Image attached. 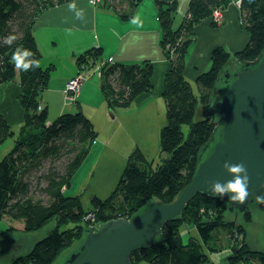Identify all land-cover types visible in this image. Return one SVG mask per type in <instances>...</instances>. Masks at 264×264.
<instances>
[{
    "label": "trees",
    "instance_id": "obj_1",
    "mask_svg": "<svg viewBox=\"0 0 264 264\" xmlns=\"http://www.w3.org/2000/svg\"><path fill=\"white\" fill-rule=\"evenodd\" d=\"M70 1L0 0V86L18 81L19 102L25 110L18 133L0 114V144L10 138L14 140V147L0 161V221H8L9 231L22 233L39 230L53 220L58 222V227L36 242L29 253L10 264H53L85 230L88 232L92 223L86 217L90 214L102 224L112 219L134 218L151 203L172 202L191 181L215 128L210 119H195L197 110L207 109L232 57L242 66L264 53V0L251 3L242 0L240 20L249 33L248 44L235 55L224 47L215 48L211 68L197 77L198 92H195L185 76L186 55L196 38L195 29L206 19L212 21L215 11L226 10L235 0H190L178 27L175 20L179 0H154L162 31L161 47L170 62L162 93L167 123L160 129V147L167 156L156 167L142 153L130 156L113 193L106 199L93 197L92 207L87 211L80 195L67 196L66 190L97 138L94 124L81 110L62 113L49 123L48 107L42 104L39 109V105L54 66L23 72L11 63L17 47L31 50L40 61L42 53L33 32L34 24L48 7ZM142 1L99 0L95 6L118 12L122 19L128 20ZM9 35L17 37L11 44L4 42ZM77 64L79 70L101 67L100 89L109 109L130 106L137 97L154 89V66L150 62L112 64L105 60L102 48L93 47L77 57ZM185 125L190 126L188 136L183 131ZM65 158L70 161L60 171L54 164ZM47 163L50 168L44 172ZM38 172H41L38 184L47 183L44 188L50 197L47 204L32 195V176ZM201 209H205L204 215L200 214ZM227 212V199L197 194L179 217L165 225L150 248H138L132 253L131 264H211L205 245L214 250L209 246L213 233L222 229L235 240L246 238L247 225L253 219L252 210L240 213L243 223L227 220ZM185 223L196 225L199 238L191 236L184 242ZM62 227L66 229L61 230ZM233 250L229 257L231 264L250 259L264 264V252L252 250L246 242L233 246Z\"/></svg>",
    "mask_w": 264,
    "mask_h": 264
},
{
    "label": "crops",
    "instance_id": "obj_2",
    "mask_svg": "<svg viewBox=\"0 0 264 264\" xmlns=\"http://www.w3.org/2000/svg\"><path fill=\"white\" fill-rule=\"evenodd\" d=\"M70 2L45 9L33 27L42 53L40 66L46 68L52 65L55 68L48 88L56 90L60 95H65L64 91L68 81L79 71L76 63L77 57L88 49L100 47L103 49L105 60L112 64L152 63L154 66L152 80L155 88L152 93L137 97L134 103L141 110L153 109V106H157L162 111V106L165 105L166 111V101L162 93L165 86V74L170 68V62L164 56L161 47L162 31L158 9L153 0H143L137 6L133 17L139 18V24L131 23V19H122L118 12L92 5L88 0H75L77 8L85 10V20L80 21L75 19V14L68 10L67 5ZM188 8L189 4L184 12L177 14L184 17ZM222 14L224 21L221 26L214 27L210 19H206L196 27V38L186 55L185 76L193 81L195 92H198L195 84L197 77L211 68V56L215 48L224 47L235 55L242 51L249 42V33L240 23V7L231 3L226 10L222 11ZM0 91L3 96L7 95L6 102L9 106L7 111L0 107V114L5 117L13 129L15 126L21 128L25 110L19 102L20 83L10 81L1 85ZM82 92L83 90L80 91L79 99H81ZM90 94L96 95L99 101L106 103L105 99H101L96 88H93L82 98L84 105L88 104L86 99ZM41 104L51 108L52 103L46 98V101ZM59 111L60 114L65 113L67 107L64 105ZM19 130L15 132L18 133ZM10 141L14 142L12 139L0 145L1 156L5 152L0 161L14 147L6 151L10 147ZM218 260L222 261L223 257Z\"/></svg>",
    "mask_w": 264,
    "mask_h": 264
},
{
    "label": "water",
    "instance_id": "obj_3",
    "mask_svg": "<svg viewBox=\"0 0 264 264\" xmlns=\"http://www.w3.org/2000/svg\"><path fill=\"white\" fill-rule=\"evenodd\" d=\"M204 113L215 128L191 181L178 196L170 203H151L134 218L90 226L85 239L60 264H131L132 253L150 248L197 194L211 196L205 190L210 182L232 179L224 169L226 161L242 162L250 176L247 202L231 204L227 197L226 218L243 222L240 213L252 210V230L264 242V204L255 201L264 194V53L224 73Z\"/></svg>",
    "mask_w": 264,
    "mask_h": 264
},
{
    "label": "rangeland",
    "instance_id": "obj_4",
    "mask_svg": "<svg viewBox=\"0 0 264 264\" xmlns=\"http://www.w3.org/2000/svg\"><path fill=\"white\" fill-rule=\"evenodd\" d=\"M233 3L235 4V1ZM182 19L183 17L181 15H176L175 27H178ZM223 21L224 17L222 14V17L218 20L213 18L211 24L213 25L215 23L216 26H213L218 27L223 24ZM240 66L241 63L236 58L232 57L226 67V72L237 70ZM59 70L61 69L59 68ZM84 74L86 77L81 86L83 94L81 95V99H79V97L77 98L76 102L78 101V103H75V101L66 102L65 91V95H60L56 90L50 87H47L44 91L41 102L44 103L46 98H48L52 103L51 108L48 107V118L50 123L61 115L59 110L65 105L67 107L66 112L76 113L78 110H81L94 124L97 138L93 142L90 152L73 175L70 186L66 190L67 196L79 194L83 207L89 211L92 207L93 197L97 196L101 199H106L113 193L130 156L136 153H142L153 167H156V165L161 163L167 156L166 153L162 152L160 147V129L167 123V107L166 111L165 105L162 106V111L157 106H153V109L141 110L132 102L131 105L127 107L108 109L106 103L104 101L102 103L101 100L99 101L94 94L89 95V98L86 99L88 100V104L84 105L82 103V98H84L85 94L93 90V88H96L101 99H104V95L100 89L101 75L98 73V70L95 68L84 69ZM189 81L193 84V81ZM115 85L117 86L116 83ZM6 98L7 95L5 94L3 96L0 91V107L5 111L9 109ZM204 112L205 110L199 107L195 119L200 120L204 118ZM19 129L18 126L14 127L15 131ZM183 131L185 136H188L190 126L185 125ZM9 140H12V138L7 141ZM10 143V147L6 151L14 146V142L10 141ZM4 154H2V156L0 154V159ZM70 160H66V158L62 159L56 162L54 166L62 171L63 165ZM49 168L50 165L47 163L43 171L45 172ZM40 174L41 172H38L34 173L32 176V195L35 200H41L47 204L50 202L49 194L44 191L47 183L46 181H40V184H38L37 177ZM205 213V209L200 210V214L204 215ZM237 222L243 223L244 219L243 222ZM252 225L253 220L247 225V237L244 238L241 236L237 240L222 229L215 231L209 242V246L214 248V250L206 249L210 258V263L231 264L229 257L234 253L233 246H240L243 242H246L252 250L264 252V242L255 235L252 230ZM9 227L10 224L8 221H0V264H10L17 257L29 253L36 242L48 236L58 227V222L57 220H53L41 229L28 233L12 232L9 231ZM71 227H73V225H71ZM67 228L70 227L68 226ZM196 228V225L192 223H185L183 226L184 242L188 241L191 236L199 238V232ZM64 229L66 228H61V230ZM87 234L88 232L85 230V234L80 239L76 240L70 248L63 251L53 264H60L64 257L85 239ZM205 246L207 247L208 245ZM222 257L223 260L219 261L218 258L220 259ZM237 264H257V260L250 259L248 262L239 261Z\"/></svg>",
    "mask_w": 264,
    "mask_h": 264
},
{
    "label": "clouds",
    "instance_id": "obj_5",
    "mask_svg": "<svg viewBox=\"0 0 264 264\" xmlns=\"http://www.w3.org/2000/svg\"><path fill=\"white\" fill-rule=\"evenodd\" d=\"M94 0H89V3L92 4ZM190 0H179L178 12H184L189 4ZM251 3L252 0H249ZM237 7H240L242 0H235ZM67 8L70 12L75 14V19L84 21L85 20V10L83 8H77L75 0L67 5ZM131 23L139 24L138 17H132ZM17 37L15 35H9L4 38V42L7 44L13 43ZM11 63H13L15 69L21 70L23 72H29L40 67V61L36 59L35 54L26 48L17 47L11 56ZM225 143H227L225 141ZM224 169L232 177L227 181L221 182L219 180H214L210 182L206 191L214 197L223 199L225 196L228 197V202L231 204H240L243 205L247 202L250 195L249 184L250 176L246 166L240 163H224ZM255 201L258 204H264V194L256 196Z\"/></svg>",
    "mask_w": 264,
    "mask_h": 264
},
{
    "label": "built area",
    "instance_id": "obj_6",
    "mask_svg": "<svg viewBox=\"0 0 264 264\" xmlns=\"http://www.w3.org/2000/svg\"><path fill=\"white\" fill-rule=\"evenodd\" d=\"M97 2H99V0H94V2L92 3V5H96ZM222 17V14L220 11H215L214 13V19H219ZM98 73L101 75V67L98 66L97 67ZM86 75L84 74V69L80 70L78 72V74L71 78L67 85H66V89H65V93H66V101L67 102H76L77 98L79 97V93L81 91V86L83 81L85 80ZM39 109H42V104L39 105ZM223 199H227V196H225ZM87 221H91L92 225L91 226H96V227H101V223H97L95 220V217L93 214H90L86 217Z\"/></svg>",
    "mask_w": 264,
    "mask_h": 264
}]
</instances>
